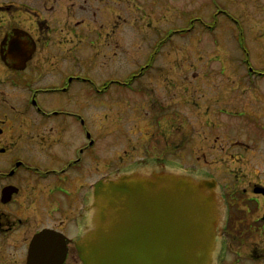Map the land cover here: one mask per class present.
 <instances>
[{
    "label": "rangeland",
    "instance_id": "rangeland-1",
    "mask_svg": "<svg viewBox=\"0 0 264 264\" xmlns=\"http://www.w3.org/2000/svg\"><path fill=\"white\" fill-rule=\"evenodd\" d=\"M104 1L113 6H100L98 15L107 20L110 9L119 41L94 44V31L86 42L90 105L83 117L104 157L98 172L96 163L88 166L89 183L146 180L170 170L192 181L215 179L212 264H246L248 253L255 262L247 264H264V232H257L263 227L232 244L224 231L230 197L259 198L251 218L264 207L250 190L253 181L264 184V0ZM108 80L97 95L92 86ZM193 161L208 168H174ZM70 237L64 264H80Z\"/></svg>",
    "mask_w": 264,
    "mask_h": 264
},
{
    "label": "flooded vegetation",
    "instance_id": "flooded-vegetation-1",
    "mask_svg": "<svg viewBox=\"0 0 264 264\" xmlns=\"http://www.w3.org/2000/svg\"><path fill=\"white\" fill-rule=\"evenodd\" d=\"M105 5L112 3L0 0V134L8 132L6 143L0 145V264H26L29 242L43 228L67 238L61 264L71 257L70 236L76 238L72 244L79 258L85 235L103 216L107 178L89 183L88 166L96 163L98 172L104 157L93 149L95 136L90 137L83 115L90 105L86 42L92 37L94 44L111 47L119 41L114 40L117 21L110 9L105 8L107 20L98 15ZM110 82L92 89L101 96ZM161 122L156 120V125ZM196 162L193 167L179 162L174 168H208ZM250 190L263 198L264 206V184L253 181ZM258 201L226 200L224 231L230 244L247 230L261 226L257 232H264V207L251 218L256 207L260 209ZM243 257L246 264L255 262L252 253Z\"/></svg>",
    "mask_w": 264,
    "mask_h": 264
},
{
    "label": "water",
    "instance_id": "water-1",
    "mask_svg": "<svg viewBox=\"0 0 264 264\" xmlns=\"http://www.w3.org/2000/svg\"><path fill=\"white\" fill-rule=\"evenodd\" d=\"M215 184L170 171L146 180L106 179L103 216L83 239L82 263L212 264ZM66 241L54 229H41L29 242L26 264H61Z\"/></svg>",
    "mask_w": 264,
    "mask_h": 264
}]
</instances>
